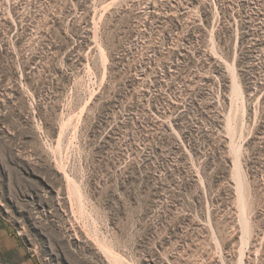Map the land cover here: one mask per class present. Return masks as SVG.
I'll return each instance as SVG.
<instances>
[{"label": "rangeland", "instance_id": "obj_1", "mask_svg": "<svg viewBox=\"0 0 264 264\" xmlns=\"http://www.w3.org/2000/svg\"><path fill=\"white\" fill-rule=\"evenodd\" d=\"M0 264H264V0H0Z\"/></svg>", "mask_w": 264, "mask_h": 264}]
</instances>
